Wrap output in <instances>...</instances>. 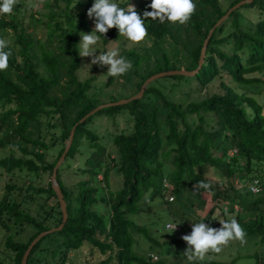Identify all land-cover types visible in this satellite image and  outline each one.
Listing matches in <instances>:
<instances>
[{"label":"trees","instance_id":"16d2710c","mask_svg":"<svg viewBox=\"0 0 264 264\" xmlns=\"http://www.w3.org/2000/svg\"><path fill=\"white\" fill-rule=\"evenodd\" d=\"M122 1L116 0L121 7H127L133 0ZM241 1L232 0L223 8L220 0H197L201 9L195 11L185 28L187 38L192 33L194 39L181 48L187 52L186 70L197 69L210 30ZM93 3L94 0H38L40 6L32 9L26 27L20 18L24 0H19L13 13L0 19V37L10 34L16 38L13 46L9 45L13 53L9 67L0 71V149L11 151L10 156L0 158L3 172L49 174L52 179L72 129L106 104L99 94L102 86L113 83L114 77L97 85L95 76L83 82L78 76L82 58L77 46L80 33L90 34L94 29V18L87 16ZM148 5L143 8L151 11ZM245 7L259 11L257 21L252 27H244L242 13L239 9L234 11L214 32L205 64L196 76L165 77L171 79L170 84L156 80L147 87L142 99L103 109L78 125L57 174L67 203L68 220L61 231L36 245L27 264H69L70 252L86 243L105 257L100 264H159L149 255L151 261L136 253L134 248L140 243L136 234L149 237L148 230L139 227L136 218L148 213L159 197L166 199L164 192L169 189L164 188L165 164L161 158L171 156L174 168L171 181L179 185L185 178L192 194L200 199L204 195L211 198L208 201L213 206L202 220L204 223L215 214L220 202L228 213L237 214L235 219L246 231V238H258L264 243V108L255 98L224 82L229 77L241 88H255L261 82L250 75L261 72L264 66V0H255ZM135 8L138 12V5ZM145 24L148 37L155 41L150 50L154 55L161 52V56L155 59V67L142 75L139 70L146 56L135 49L124 50L140 77L136 84L138 93L151 76L178 69L159 47L166 37L176 38L170 22L149 18ZM40 27L46 30L45 39L35 33ZM180 30L181 27L176 29ZM118 36L113 28L101 40L106 47ZM226 46H231L229 51L224 50ZM130 79L128 72L125 80ZM217 79H221L224 93L186 107L170 95L181 85L194 81L202 90ZM59 87L61 96L54 94ZM117 101H120L117 97H111L110 102ZM100 116L113 120L127 117L131 130L100 136L90 126ZM53 120L57 122L52 123ZM48 135H52L51 144L47 143ZM56 146H60L57 157L49 161V151ZM74 162L80 163L73 174L77 181L66 178ZM212 169L229 181L227 188L225 182L220 184L208 178ZM201 181L210 184V189H194ZM245 181L248 185L237 187ZM254 182H258V194L249 189ZM6 189L8 193L0 199V225L8 232L6 248L10 264H21L30 243L40 233L59 227L63 213L51 180L47 188L7 183ZM36 196L45 200L34 215L30 205L38 203ZM169 197L168 203L177 202L175 196L173 201ZM26 225L35 229V234L27 243L16 242L10 231L15 227L18 233L23 232ZM181 237L174 243H183ZM47 238L52 239L49 246L53 243V247L42 248ZM206 262L199 260L196 264H228ZM257 264H264V259Z\"/></svg>","mask_w":264,"mask_h":264},{"label":"rangeland","instance_id":"374dc122","mask_svg":"<svg viewBox=\"0 0 264 264\" xmlns=\"http://www.w3.org/2000/svg\"><path fill=\"white\" fill-rule=\"evenodd\" d=\"M85 1V0H82ZM128 0H123V3H127ZM223 8H227L229 6V3L232 0H220ZM151 2V0H133L132 4L138 5V13L142 16L143 12L145 11L143 6H146ZM36 3L38 4V0H36ZM194 3L197 5L196 10H200L201 6L198 4L197 0H194ZM27 0H24V7H22V11L20 13V18L22 19V22L24 26H28L30 24L29 15L32 11V9H29L27 6ZM40 6V5H39ZM208 10H210L208 8ZM240 13L243 15V23L244 27H252V25L257 21V18L259 17V11L257 9H249L245 6L241 7ZM170 25L173 30V35L176 37L175 39L171 36L166 37L164 40L159 42V47L163 51H165L171 60V62L176 64V67L178 69H185L186 68V62L187 59V52L182 51V46L187 44L188 41L194 39L192 36V33L189 35V39L187 38V34L185 32V28L187 27V24H180L179 22H170ZM178 27H181V30L178 32L176 29ZM183 29V32H182ZM118 32V38L117 40H113L108 46H104L103 41L101 40L99 44L97 45V52L96 54L99 55L100 52H104L106 49L107 51L117 48L119 49V52L124 57L126 51L129 49H135L140 55H145L146 59L142 62L141 68L139 72L144 75V71L154 68L156 65L155 59L161 56V52L159 54L154 55V52H152V49L155 46L154 39L150 37H146L145 40L141 41L139 44H134L130 42L126 37L120 36L119 31ZM38 37H41L45 39L46 37V30L44 27H40L37 32H35ZM226 33H224L225 35ZM4 38L8 39L10 42V45L13 46V42L15 41V36H11L10 34L4 35ZM81 41V39H80ZM231 46L224 47V50L229 51ZM181 49V50H180ZM82 58V57H81ZM127 58V57H126ZM129 60V58H127ZM130 61V60H129ZM108 68L100 67L97 65H91V58H82V67L81 70L78 72L79 79L83 82L91 77H96V84L97 85H103L109 78L107 76ZM130 82H126L125 75L120 77H115L113 80V83L108 86L104 87L102 86V90L99 94V98L102 99L105 103H109L111 101V97H117L118 100H125L129 97L137 94L138 90L136 88V84L140 81V77H138L135 74L134 68H132L130 71ZM250 77L258 78L261 80L260 83L256 84L257 86L254 87H245L241 88V86H236L235 83H233L229 77H226L224 82L228 84L231 87H235L239 92L247 93L249 96L255 98V100L263 106L264 108V66L263 70L259 73H255L250 75ZM161 82H166L167 84H170L171 79L169 78H162L160 79ZM221 79H217L211 86H209L206 89H202L197 84V82H191L188 85H181L176 89H173V91L170 93L171 97L178 103L183 104L184 107H186L191 102H200L213 94L217 93H224V90L221 86ZM160 84V83H159ZM167 84H161L163 87ZM171 87V85L169 86ZM61 87L55 90V95L61 96L60 93ZM93 91V90H92ZM170 91V89L167 90V92ZM189 94V95H187ZM110 117V116H109ZM107 118L106 116H100L96 117L93 124L90 126L101 136L109 135L111 132L115 131H126L131 130V125L129 123V118L127 117H117V120H113L112 118ZM47 121L46 119H44ZM57 122L56 120H53L52 123ZM47 123V122H46ZM47 128V127H46ZM46 132L47 129L45 130ZM56 132V131H55ZM47 143H52V135H48L47 137ZM60 146H56L54 149H51L49 151V155L47 159L49 161H52L57 157L58 149ZM11 151L8 149H0V158L8 157L10 156ZM172 156L170 158H161V160L165 164V177L164 180H167L169 184H171V188L169 190H166L164 192L166 199L159 197L152 205L151 210L146 213L144 212L141 214L138 218H136V221L139 225V227H144L149 232V237H146L142 234H136L137 239L139 240V246L135 247V251L137 254L141 256H145L147 259L149 258V254H155L159 256V264H189L187 261V258L183 255L185 250L187 249V244L185 242L183 243H174V241L178 238V236L173 232L170 234V231L166 229V225L171 222H178L175 221L173 212L176 210V206L181 205L184 209L185 213L192 214V209L189 208V205H187L183 200L185 198H188L189 194V185L187 179H183L182 183H179V185L174 184L172 172H173V166L172 164ZM79 162H74L72 165V168L66 175V178H70L72 180H76L73 177V174L75 172V168L79 166ZM161 177L156 179V182L159 184L161 183ZM208 178L213 179L216 182L226 183L229 186V181H226V179L221 178L216 170H210L208 173ZM100 179V178H99ZM51 180V177L49 174H43L42 176H36L33 173H29L27 171L25 172H19L16 171L14 174L9 175L6 172H3L0 169V199L3 198L4 195L8 193L6 189V184H17L19 186H23L24 188H27L30 184L34 185H41L42 187L47 188L49 181ZM172 180V181H171ZM247 182H243L242 184L237 185V187H245ZM225 186V185H224ZM229 188V187H228ZM29 195H33L35 197L34 193H30ZM170 195H173L177 198V202L174 204L168 203V197ZM41 196H36V199L38 200V203L35 202L31 206V209L36 215V209L38 205L43 204L45 198ZM197 200L194 205V211L199 217V221L205 220L208 216V213L210 212V206L211 203L208 201L211 200L210 197L204 195L202 199L199 197H196ZM205 201V202H204ZM188 202V201H187ZM51 203L55 204V200L52 199ZM189 204V202H188ZM215 214L208 220L207 224L211 227H214L216 225H220L219 220H230L232 218H236V213H228L227 207L223 204H220L218 202L216 204ZM222 207V209L220 208ZM239 209V208H238ZM226 210V211H225ZM240 210V209H239ZM183 227V232L180 234V236H183L185 234H190L191 231L189 230V227H187L184 223L180 224ZM55 228V227H54ZM53 229V228H52ZM19 229L13 228L10 233L11 236L14 238L16 242H22L27 243L30 238L35 234L36 230L32 227L26 225L25 230L23 232L18 233ZM7 230H5L0 225V264H10L11 260L9 257V254L7 252L6 248V239H7ZM52 235V234H51ZM54 235V234H53ZM139 236V237H138ZM53 237L52 239H54ZM52 239L47 238L42 243V248L47 247H53V243L49 246ZM156 241V242H155ZM12 258V257H11ZM261 258L264 259V243L261 242L258 238H246L245 243H241L239 240H232L230 241L226 246L222 247V251L219 253L215 252H209L206 254L204 260H202L203 263H207L206 261H217L222 263H228V264H257L258 260ZM105 259V257L97 252L94 248H92L89 244H85L83 247H81L77 251H71L69 255V264H100V262ZM149 260V259H148ZM151 261V259L149 260ZM199 261V260H197ZM154 263V262H152ZM196 264V262H195Z\"/></svg>","mask_w":264,"mask_h":264},{"label":"clouds","instance_id":"9594fccd","mask_svg":"<svg viewBox=\"0 0 264 264\" xmlns=\"http://www.w3.org/2000/svg\"><path fill=\"white\" fill-rule=\"evenodd\" d=\"M18 4L19 0H0V14L13 13ZM26 6L29 9L39 7L36 0H27ZM147 7L151 11L145 10L141 16L134 5L128 4L127 7H121L116 0H94L92 7L87 11V16L90 19L94 18V29L90 34L80 33L81 41L77 46L79 56L91 58V65L107 66L109 77L123 76L132 69L131 61L122 56L117 48L97 55V45L101 41V36L104 37L110 29L116 28L120 36L126 37L134 44H139L148 36L146 20L151 18L159 20L160 23L168 21L185 24L190 21L197 5L194 0H151ZM9 45L8 39L0 37V71L9 67V60L13 55ZM210 187V184L201 181L194 186V189L208 190ZM219 223L221 227L214 228L203 221L192 222L191 233L181 237L188 246L183 255L189 264L204 260L209 252H221L222 247L232 240L246 242L247 233L235 218L221 219ZM178 225L177 223L167 225L171 230L170 234L177 229Z\"/></svg>","mask_w":264,"mask_h":264},{"label":"water","instance_id":"95a60500","mask_svg":"<svg viewBox=\"0 0 264 264\" xmlns=\"http://www.w3.org/2000/svg\"><path fill=\"white\" fill-rule=\"evenodd\" d=\"M255 0H243L241 2H239L238 4H236L234 7H232L231 9H229V11L226 13V15H224L215 25L214 27L210 30L208 37L205 39L202 50H201V55H200V59H199V65L197 67V69L193 70V71H189L186 69H177V70H171V71H166V72H161L158 74H155L153 76H151L149 79H147L145 81V83L143 84L140 92L128 99L125 100H120L117 102H110V103H106V104H102L99 107H97L95 110H93L91 113H89L86 117H84L80 123L85 122L88 118L92 117L93 115H95L96 113L100 112L103 109L109 108V107H116V106H122V105H127L135 100H139L142 99V97L144 96L147 87L152 84L154 81L165 78V77H172V76H184V77H194L196 76L202 69V67L205 64L206 61V57H207V51H208V46L210 43V40L214 34V32L216 31V29L218 27H220L224 22H226L230 15L240 9L243 6L246 5H250L254 2ZM76 124L75 127L72 129L71 131V135L69 140L66 143V149L63 153V155L61 156L60 160L57 162L56 167L54 168L53 174H52V188L55 191L58 201L60 202L61 205V211L63 213V223L57 227V228H53L50 229L48 231L42 232L40 233L29 245L27 251L24 254L23 260L21 264H27L30 254L33 251V249L36 247V245L45 237H47L48 235L54 234L58 231H61L67 220H68V211H67V203L64 199V194L62 192L61 186L57 180V174H58V169L60 168V166L62 165V163L64 162V160L66 159V156L72 146L73 140H74V136H75V132H76V128L78 127V125L80 124Z\"/></svg>","mask_w":264,"mask_h":264},{"label":"crops","instance_id":"0c3cea01","mask_svg":"<svg viewBox=\"0 0 264 264\" xmlns=\"http://www.w3.org/2000/svg\"><path fill=\"white\" fill-rule=\"evenodd\" d=\"M189 196L188 198H185L183 201L189 205V208L192 209V214H187L184 212V209L181 205L176 207L175 212H173L175 221H179L180 224L184 223L187 227H189V230L191 231V225L192 222H198L199 217H197L195 211H194V205L197 200L196 196L191 193V190H189ZM189 204H188V202ZM205 202V201H204Z\"/></svg>","mask_w":264,"mask_h":264},{"label":"built area","instance_id":"2783aa9c","mask_svg":"<svg viewBox=\"0 0 264 264\" xmlns=\"http://www.w3.org/2000/svg\"><path fill=\"white\" fill-rule=\"evenodd\" d=\"M3 15H5V14H0V19L2 18ZM257 184H258V182H254V183L250 184V187H249L250 191H251L252 193H254V194H258L259 191H260L259 188L257 187ZM164 188H165V189H170V188H171V184H169V183L167 182V180H164ZM169 200H170V201H173V200H174V196H170V197H169ZM236 208H237V207H236ZM237 209H238V208H237ZM171 223H177V224H179L178 222H171ZM168 224H170V223H168ZM168 224H167V225H168ZM167 225H166V229L169 230V231H171V230L167 227ZM182 232H183V227L179 224V225L177 226V229L174 231V233L178 236V235H180ZM149 256H150V258H152V260H153L154 262H158V261H159V256H158V255H155V254H149Z\"/></svg>","mask_w":264,"mask_h":264}]
</instances>
